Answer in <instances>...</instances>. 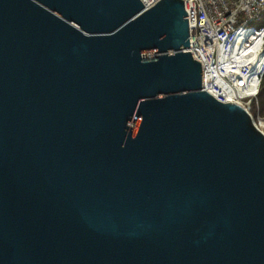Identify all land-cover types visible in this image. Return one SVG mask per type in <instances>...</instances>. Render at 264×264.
Returning <instances> with one entry per match:
<instances>
[{
	"label": "water",
	"instance_id": "95a60500",
	"mask_svg": "<svg viewBox=\"0 0 264 264\" xmlns=\"http://www.w3.org/2000/svg\"><path fill=\"white\" fill-rule=\"evenodd\" d=\"M202 75L184 0H0V264H264V132Z\"/></svg>",
	"mask_w": 264,
	"mask_h": 264
},
{
	"label": "built area",
	"instance_id": "2783aa9c",
	"mask_svg": "<svg viewBox=\"0 0 264 264\" xmlns=\"http://www.w3.org/2000/svg\"><path fill=\"white\" fill-rule=\"evenodd\" d=\"M146 8L159 0H142ZM190 51L202 64V89L241 105L264 132V0H184Z\"/></svg>",
	"mask_w": 264,
	"mask_h": 264
},
{
	"label": "trees",
	"instance_id": "16d2710c",
	"mask_svg": "<svg viewBox=\"0 0 264 264\" xmlns=\"http://www.w3.org/2000/svg\"><path fill=\"white\" fill-rule=\"evenodd\" d=\"M260 104H261V113L264 114V77L262 80L261 90L259 94Z\"/></svg>",
	"mask_w": 264,
	"mask_h": 264
}]
</instances>
